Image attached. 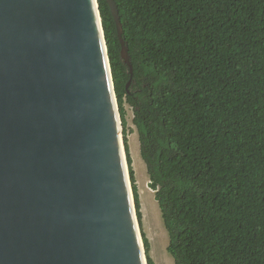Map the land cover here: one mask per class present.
Wrapping results in <instances>:
<instances>
[{
	"label": "trees",
	"instance_id": "trees-1",
	"mask_svg": "<svg viewBox=\"0 0 264 264\" xmlns=\"http://www.w3.org/2000/svg\"><path fill=\"white\" fill-rule=\"evenodd\" d=\"M115 1L132 74L99 6L138 221L125 104L174 264H264V0Z\"/></svg>",
	"mask_w": 264,
	"mask_h": 264
},
{
	"label": "water",
	"instance_id": "water-1",
	"mask_svg": "<svg viewBox=\"0 0 264 264\" xmlns=\"http://www.w3.org/2000/svg\"><path fill=\"white\" fill-rule=\"evenodd\" d=\"M122 131L99 0H0V264H147Z\"/></svg>",
	"mask_w": 264,
	"mask_h": 264
},
{
	"label": "rangeland",
	"instance_id": "rangeland-1",
	"mask_svg": "<svg viewBox=\"0 0 264 264\" xmlns=\"http://www.w3.org/2000/svg\"><path fill=\"white\" fill-rule=\"evenodd\" d=\"M124 109H125L126 121H127L126 136H127V140H128L129 147H130V153H131V157L133 161L132 167H133L134 158L136 155L135 152L136 151L139 152L140 150L139 136L137 133V129L133 123V119H134L133 109L128 104L124 105ZM122 128H123L122 139L124 143L123 124H122ZM140 159H141V163L139 162V164L141 166V169L139 166H137V173H138V176L142 178L143 176L141 175V170L143 172V168L146 169V164L141 156H140ZM142 164L144 165V167L142 166ZM135 177H136V186H138L139 182L137 180L136 174H135ZM131 187H132V183H131ZM138 194H139V199L141 203V213H142V224L139 221H138V224H139V230L141 233L142 240H143L142 234H144V236L149 240L150 255L153 258L155 264H174V260L167 250L168 243H169V237L164 227L160 208H159L158 203L155 200V196L145 195L144 207H143L139 190H138Z\"/></svg>",
	"mask_w": 264,
	"mask_h": 264
},
{
	"label": "crops",
	"instance_id": "crops-1",
	"mask_svg": "<svg viewBox=\"0 0 264 264\" xmlns=\"http://www.w3.org/2000/svg\"><path fill=\"white\" fill-rule=\"evenodd\" d=\"M135 154L136 155H135V158H134L133 167H134V170H135V174L137 175V180L139 182L137 187H138L139 193L141 195L142 206L144 207L145 195H149V196H153L154 195L155 196L156 192L153 191V189L150 187V180H149V176H148V173H147V167H146V169L143 168V172L141 170V175L143 177L141 178L140 176H138L137 166H139L140 169H141V166L139 164V162L141 163V159H140L141 152H140V150H139V152L136 151ZM142 166L144 167L143 164H142ZM155 200H156V198H155Z\"/></svg>",
	"mask_w": 264,
	"mask_h": 264
}]
</instances>
